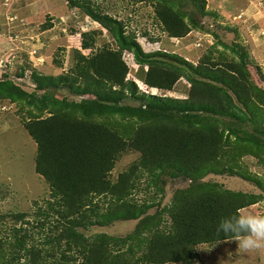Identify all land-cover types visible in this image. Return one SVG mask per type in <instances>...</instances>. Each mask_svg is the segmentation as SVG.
Instances as JSON below:
<instances>
[{"label": "trees", "instance_id": "16d2710c", "mask_svg": "<svg viewBox=\"0 0 264 264\" xmlns=\"http://www.w3.org/2000/svg\"><path fill=\"white\" fill-rule=\"evenodd\" d=\"M66 1L105 28L115 47L102 45L88 56L73 49L69 74L33 73L37 90L64 89L79 101L51 97L38 106L31 93L0 77V103L37 106L23 127L36 144L34 170L49 185L46 204L56 216L52 241L38 242L18 230L1 236L0 264H191L199 257L197 246L225 240L216 231L222 218L261 199L203 178L238 176L264 191V172L250 171L243 161L252 156L264 169V85L252 79L248 55L238 44L220 41L218 49L214 43L195 64L175 52H145L123 19L91 0ZM206 5V0H156L155 20L169 38H184L203 29L195 12L202 19L212 15ZM96 33L81 34L83 49L94 48ZM124 51L146 66L141 79L148 88L172 91L183 77L187 96L140 91L127 78ZM261 78L264 83V74ZM129 99L136 104L126 103ZM46 108L50 115L43 118ZM129 152L137 158L113 179L115 164ZM164 176L191 182L151 214L153 203L135 199V190L144 177L148 188L163 193L158 182ZM118 220L138 222L124 237L99 233L87 239L78 230ZM54 243L65 248L56 253Z\"/></svg>", "mask_w": 264, "mask_h": 264}, {"label": "rangeland", "instance_id": "374dc122", "mask_svg": "<svg viewBox=\"0 0 264 264\" xmlns=\"http://www.w3.org/2000/svg\"><path fill=\"white\" fill-rule=\"evenodd\" d=\"M91 1L93 6L97 5L104 12L123 19L126 30L135 32L145 52L159 49L175 52L195 64L214 43L218 49H223L220 41L227 45L238 44L248 55L252 79L258 85H264L261 78L264 74V0H206V9L212 15L208 14L202 19L195 12L203 29H193L180 39L169 38L156 23V0ZM191 9L196 11L193 7ZM91 30L97 32L94 48L83 49L81 34ZM152 38L159 41L151 42ZM102 45L115 47L109 32L81 9L70 7L66 0H0V77H8L31 93V100L38 106L51 97L66 98L68 101H79L81 97L52 87L37 90L33 73L69 74L73 49L88 56ZM123 59L129 68L127 78L132 79L140 91L177 98L187 96L189 83L183 77L172 91L148 88L141 79L146 66L135 63L132 53L128 51L123 52ZM126 103L136 104L132 99ZM15 104L6 100L0 103V237H9L12 230H18L26 232L28 237L34 236L38 242L52 241L56 216L46 204L51 199L49 185L34 170L36 144L23 127L29 110L35 112L37 106ZM40 114L43 118L50 115L47 108ZM137 156L138 153L134 152L123 154L111 172L113 179ZM243 161L250 171L263 174L264 169L257 164L256 158L246 156ZM165 176L158 182L163 193L154 187L148 188L144 177L140 178L135 190V199L153 203L148 210L151 214L162 211L176 191L185 189L191 182ZM203 181L235 192L259 195V201L240 209V213L264 215V191L254 183L228 174H208ZM137 222L118 220L106 226L78 230L87 239L99 233L124 237L133 231ZM63 244H53L56 253L65 248ZM197 252L199 257L191 264H264V249L245 251L238 247L235 240L202 244L197 246ZM24 260L23 257L21 262Z\"/></svg>", "mask_w": 264, "mask_h": 264}, {"label": "clouds", "instance_id": "9594fccd", "mask_svg": "<svg viewBox=\"0 0 264 264\" xmlns=\"http://www.w3.org/2000/svg\"><path fill=\"white\" fill-rule=\"evenodd\" d=\"M216 231L245 251L264 249V215L237 213L222 218Z\"/></svg>", "mask_w": 264, "mask_h": 264}, {"label": "crops", "instance_id": "0c3cea01", "mask_svg": "<svg viewBox=\"0 0 264 264\" xmlns=\"http://www.w3.org/2000/svg\"><path fill=\"white\" fill-rule=\"evenodd\" d=\"M11 103V102H10Z\"/></svg>", "mask_w": 264, "mask_h": 264}]
</instances>
